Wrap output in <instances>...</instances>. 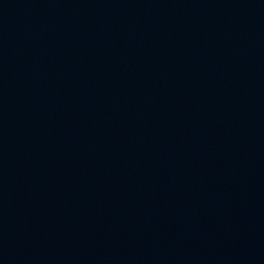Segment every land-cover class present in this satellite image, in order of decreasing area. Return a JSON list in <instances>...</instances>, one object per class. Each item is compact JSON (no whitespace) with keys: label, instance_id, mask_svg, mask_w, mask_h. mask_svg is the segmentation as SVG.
Returning a JSON list of instances; mask_svg holds the SVG:
<instances>
[{"label":"water","instance_id":"obj_1","mask_svg":"<svg viewBox=\"0 0 264 264\" xmlns=\"http://www.w3.org/2000/svg\"><path fill=\"white\" fill-rule=\"evenodd\" d=\"M0 264H264V0H0Z\"/></svg>","mask_w":264,"mask_h":264}]
</instances>
